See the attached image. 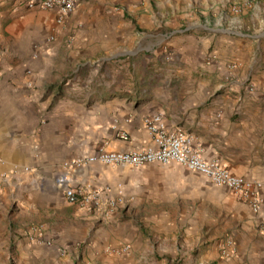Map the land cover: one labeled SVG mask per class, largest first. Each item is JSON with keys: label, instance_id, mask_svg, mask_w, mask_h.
Returning <instances> with one entry per match:
<instances>
[{"label": "crops", "instance_id": "obj_1", "mask_svg": "<svg viewBox=\"0 0 264 264\" xmlns=\"http://www.w3.org/2000/svg\"><path fill=\"white\" fill-rule=\"evenodd\" d=\"M30 1L0 0V182L9 184V174L17 180L31 176L18 211H78L88 227L87 264H159L155 257L147 263L135 225L117 212L106 217L70 205L59 180L66 176L71 185L120 191L137 211L142 203L152 208L184 199L191 201L193 233L205 225L233 231L228 242L237 254L216 264H264V0L253 6L247 0H78L62 24L55 11L28 8ZM240 2L243 9L235 7ZM112 43L132 50L158 44L179 49L186 65L176 73L183 79L172 90L145 96L131 87L122 92L114 80L101 79L100 64L90 58ZM198 63L204 79L192 78ZM80 69L85 76L70 77ZM156 114L168 129L189 133L205 160H218L258 184L259 211L173 163L64 166L100 149L154 148L145 120ZM7 201L1 191L0 211H8ZM180 216L184 225L167 220L168 231L187 227V216ZM75 231L65 222L38 238L44 247L64 246ZM126 245L128 253L110 252ZM33 253L40 261L51 256L39 248Z\"/></svg>", "mask_w": 264, "mask_h": 264}, {"label": "rangeland", "instance_id": "obj_2", "mask_svg": "<svg viewBox=\"0 0 264 264\" xmlns=\"http://www.w3.org/2000/svg\"><path fill=\"white\" fill-rule=\"evenodd\" d=\"M256 1L261 0H247L252 6ZM237 6L244 8L241 2L236 3L235 7ZM141 43L143 48L145 41ZM112 45L108 50L100 49V56L90 58L95 65L100 64L101 79L114 80L113 85L120 86L122 92L126 93L124 90L131 87L130 90L132 89L137 96H145L151 90H172L173 82L183 79L181 74L176 73L186 65L179 49L163 50V45L158 44L157 48L145 51L132 50L127 45L116 43ZM201 65L198 63L192 78H206L201 71ZM82 73L80 69L70 77L85 76L86 72ZM26 169L23 171L26 172ZM8 176L9 184L0 182V192L8 197V211H0V264H87L83 252L87 246L88 227L78 216V211H18L23 204L19 198L28 191L31 176L24 174L18 180L10 174ZM183 200L178 198L163 205L158 203L152 208L142 203L137 211L133 206L130 209L128 207L130 200L124 198V202L118 205L114 213H120L123 222L135 225L141 232L140 243L142 250L147 252V263L151 257H155L160 261L159 264H216L217 261H221L220 258L227 259L236 255L237 249L228 242V238L233 235L232 229H227L223 225L217 227L205 225L198 233L190 230L191 216L187 215L189 212L192 213L189 209L192 205L188 207L191 201ZM202 212L196 214L203 215ZM69 213H72V216H69ZM182 214L187 216L185 222L187 227L168 231L169 224L165 222L167 220L177 222L180 227L183 223L178 221L182 219L180 216ZM65 222L77 230L73 234L75 238L73 242L64 246L56 244L49 248L42 246L38 235L48 237L52 230L64 228ZM38 248L46 250L51 256L47 260H38L33 253ZM27 253L31 256L28 257Z\"/></svg>", "mask_w": 264, "mask_h": 264}, {"label": "built area", "instance_id": "obj_3", "mask_svg": "<svg viewBox=\"0 0 264 264\" xmlns=\"http://www.w3.org/2000/svg\"><path fill=\"white\" fill-rule=\"evenodd\" d=\"M78 0H31L28 8H38L45 11H55L57 24H62L75 11ZM237 12L238 9H235ZM145 127L152 135L154 148L141 151L112 152L100 149L94 155L84 159H76L64 166L82 167L94 163L106 166L127 165L132 168H141L150 164L169 165L177 164L187 170L206 177L212 184L226 187L235 196L247 202L254 213L261 205L258 191L259 185L241 176L230 173L218 160H205L202 149L194 145L191 135L181 129H168L160 114L153 115L145 120ZM120 138L128 140L127 135ZM59 182L64 185L63 197L70 204L88 211L98 212L103 216H111L118 205L124 202L120 191L112 193L95 189L87 185H71L66 176ZM126 245L112 249V254H124L130 251Z\"/></svg>", "mask_w": 264, "mask_h": 264}]
</instances>
